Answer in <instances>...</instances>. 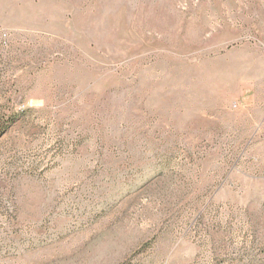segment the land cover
Instances as JSON below:
<instances>
[{
	"label": "rangeland",
	"instance_id": "374dc122",
	"mask_svg": "<svg viewBox=\"0 0 264 264\" xmlns=\"http://www.w3.org/2000/svg\"><path fill=\"white\" fill-rule=\"evenodd\" d=\"M0 264H264V0H0Z\"/></svg>",
	"mask_w": 264,
	"mask_h": 264
}]
</instances>
